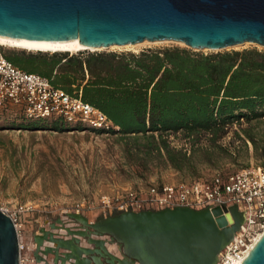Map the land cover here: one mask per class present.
<instances>
[{"label":"water","instance_id":"water-1","mask_svg":"<svg viewBox=\"0 0 264 264\" xmlns=\"http://www.w3.org/2000/svg\"><path fill=\"white\" fill-rule=\"evenodd\" d=\"M0 37L79 40L89 48L145 41L180 42L197 51L264 47V0H0ZM68 217L80 227L59 219L34 236L36 264H217L245 222L237 206L126 212L97 222ZM0 264H20L16 229L2 212ZM242 264H264V234Z\"/></svg>","mask_w":264,"mask_h":264},{"label":"trees","instance_id":"trees-1","mask_svg":"<svg viewBox=\"0 0 264 264\" xmlns=\"http://www.w3.org/2000/svg\"><path fill=\"white\" fill-rule=\"evenodd\" d=\"M5 54L18 68L47 77L68 94H80L84 102L103 112L113 128L95 131L122 135L145 158L155 154L179 172L194 171L195 154L211 155L210 150L218 148L232 126L264 116V52L256 49L211 55L183 48L138 54L66 52L48 56L41 52L28 60L23 54ZM22 115L25 119L13 129H47L42 126L46 120H28ZM52 120L51 129L62 131L66 122ZM243 131L257 145L254 136ZM171 135H182L186 147L174 146ZM261 149L264 155V146Z\"/></svg>","mask_w":264,"mask_h":264},{"label":"rangeland","instance_id":"rangeland-1","mask_svg":"<svg viewBox=\"0 0 264 264\" xmlns=\"http://www.w3.org/2000/svg\"><path fill=\"white\" fill-rule=\"evenodd\" d=\"M162 48H183L204 55L252 49L264 52V47L253 44L222 51H197L174 41L146 42L129 50L121 48L99 52L138 54ZM4 51L11 55H24V60L41 53L7 47ZM42 53L53 55L51 52ZM24 119L18 108L0 110V203L34 206L36 212L27 223L30 237L39 228L57 224L59 219L64 220L66 226L78 229L80 224L71 220L68 214L73 205L84 198L97 200L102 194L118 189L209 179L218 172H235L264 161L261 149L264 146V116L250 123L242 120L241 124L232 126L225 139L217 145L219 149L210 150L208 157L201 151L197 152L195 170L183 172L165 165L155 154L145 158L144 154H139L133 141L122 135L87 127L70 128L66 123L60 124L62 131H55L51 129L52 119L42 122L46 130L13 129ZM243 130L254 136L257 145L246 137ZM169 140L178 148L186 147L182 135H171ZM98 216V212H91L87 218L90 222L103 219ZM113 252L117 253V250Z\"/></svg>","mask_w":264,"mask_h":264},{"label":"built area","instance_id":"built-area-1","mask_svg":"<svg viewBox=\"0 0 264 264\" xmlns=\"http://www.w3.org/2000/svg\"><path fill=\"white\" fill-rule=\"evenodd\" d=\"M4 48L0 45V110L18 108L28 120L33 121L61 119L94 130L110 131L113 128L108 117L84 102L80 94H68L55 87L47 77L18 68L7 58ZM233 206L245 215V222L220 253L217 264H240L258 236L264 233V161L235 172H218L209 179L113 190L97 200L84 198L76 202L70 214L88 217L91 212H98V217L106 218L126 212L177 207L228 210ZM0 212L11 219L16 229L20 264H36L34 240L27 231L28 218L36 212L34 206L0 203ZM55 232L65 235L64 231Z\"/></svg>","mask_w":264,"mask_h":264},{"label":"bare ground","instance_id":"bare-ground-1","mask_svg":"<svg viewBox=\"0 0 264 264\" xmlns=\"http://www.w3.org/2000/svg\"><path fill=\"white\" fill-rule=\"evenodd\" d=\"M146 42L149 41H145L143 42L144 44ZM157 42H165V41H157ZM151 43H155V42H151ZM179 44L185 45L184 43H180L177 42ZM139 44H135V45H126V46H118V45H114L111 46L109 48H89V47H83L80 46V42L79 40H76L74 42H65V43H51V44H45V43H33V42H27V41H21V40H16V39H10V38H1L0 37V45L7 47V48H15V49H22V50H27V51H36V52H51V53H78V52H85V51H91V52H99L102 50H114V49H121V48H127L129 50V48H134ZM246 44H251V43H244L242 45H246ZM242 45H237L231 48H236L238 46H242ZM256 45V44H253ZM186 46V45H185ZM259 46V45H256ZM262 47V46H261ZM230 49V48H227ZM205 51V50H203ZM66 234V233H65ZM264 233H261L258 238L256 239L254 245H252L249 248V251L246 254V257L248 256V254L250 253V251L252 250V248L255 246V244L260 240V238L263 236ZM112 251H115V247H111ZM245 257V258H246ZM242 264V263H240Z\"/></svg>","mask_w":264,"mask_h":264},{"label":"crops","instance_id":"crops-1","mask_svg":"<svg viewBox=\"0 0 264 264\" xmlns=\"http://www.w3.org/2000/svg\"><path fill=\"white\" fill-rule=\"evenodd\" d=\"M88 79H89V75L87 74V76H86V80H88ZM84 84H85V82H84ZM75 87H76V86H75ZM27 228H28V227H27ZM28 229H29V228H28ZM40 229H41V228H39V230H40ZM30 230H31V229H30ZM37 234H39V231L35 232V233L33 234V237H32V238L34 239V236L37 235ZM82 245L85 246L84 243H83Z\"/></svg>","mask_w":264,"mask_h":264}]
</instances>
